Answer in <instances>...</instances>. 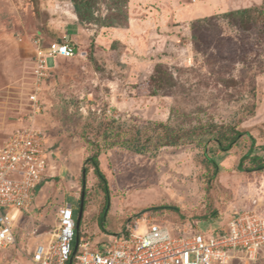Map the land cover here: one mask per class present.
Returning <instances> with one entry per match:
<instances>
[{
    "label": "rangeland",
    "instance_id": "rangeland-1",
    "mask_svg": "<svg viewBox=\"0 0 264 264\" xmlns=\"http://www.w3.org/2000/svg\"><path fill=\"white\" fill-rule=\"evenodd\" d=\"M260 3L128 0L126 25L99 27L80 26L69 0H0L5 56L0 66L11 76L20 118L34 39L77 42L85 52L47 59L51 73L40 91L45 109L35 122L46 132L53 167L41 183L44 201L37 205L34 200L31 214L20 222L16 244L0 251V264H35L27 246L39 241L37 233L48 236L63 203L77 214L82 192L87 212L78 232L98 249L106 246L100 243L102 232L117 231L125 220L146 211L170 227L189 219L201 231L225 227L242 208L264 214V169L249 170L248 160L241 162L249 149L264 158V22L242 29L221 15ZM114 40L123 45L111 49ZM111 118L123 136L130 127L163 122L177 132L189 130V137L142 153L99 139L104 192L86 161L97 150L87 141L95 139L86 125ZM230 127L242 135L231 149L221 151L213 136ZM164 205L177 210L160 207Z\"/></svg>",
    "mask_w": 264,
    "mask_h": 264
},
{
    "label": "built area",
    "instance_id": "built-area-1",
    "mask_svg": "<svg viewBox=\"0 0 264 264\" xmlns=\"http://www.w3.org/2000/svg\"><path fill=\"white\" fill-rule=\"evenodd\" d=\"M42 42L41 37L34 39L21 123L0 134V251L16 244L20 222L34 209V194L53 167L46 132L35 122L45 109L40 91L51 73L47 59L85 54L63 40ZM175 224L170 227L153 212H142L117 231L102 232L103 249L78 232L74 251L76 213L65 202L58 207L48 236L37 233L39 241L27 251L35 264H252L264 250V214L253 208L234 211L226 226L216 231L194 228L189 219Z\"/></svg>",
    "mask_w": 264,
    "mask_h": 264
},
{
    "label": "trees",
    "instance_id": "trees-1",
    "mask_svg": "<svg viewBox=\"0 0 264 264\" xmlns=\"http://www.w3.org/2000/svg\"><path fill=\"white\" fill-rule=\"evenodd\" d=\"M72 4L73 11L78 19V22L82 25L85 23H92L99 27H111V26H124L128 23L127 3L128 0H107L105 3L106 12L102 14L100 12L101 4L103 0H69ZM222 17L231 21L234 25L242 29H249L253 24L264 22V0H261L259 5H253L249 7H242L232 9L223 12ZM57 40H62L56 38ZM116 45H123L119 40H114L111 43L110 48L114 49ZM150 78H155L154 76ZM115 118H111L108 121L102 120L96 126L87 124L89 133L94 136V142L91 140L87 141L93 143L97 148L96 152L93 153L86 161H90L93 167L94 173L99 177L100 182L103 183V190L107 192L106 179L99 169L98 162V140L103 139L107 146H113L118 143L136 152L142 153L149 147L158 148L160 146L177 145L181 141H184L189 137V130H182L181 132L175 131L169 125L163 122H153L151 126H145L143 128L130 127L127 133L122 135V130L115 126ZM242 132L236 130L234 127L218 129L215 131L213 140L221 151H227L232 148L236 143ZM252 165L249 170H262L264 169V158L257 156L252 153V149H249L247 153L242 156L241 162L245 160ZM214 166V173L217 172L216 163L211 160ZM107 198V197H106ZM80 203V199H79ZM85 204V202H84ZM162 208H168L170 210H177L175 206L164 205ZM106 203L103 211L100 214V223L103 224L106 212ZM82 218L84 216L82 215Z\"/></svg>",
    "mask_w": 264,
    "mask_h": 264
},
{
    "label": "crops",
    "instance_id": "crops-1",
    "mask_svg": "<svg viewBox=\"0 0 264 264\" xmlns=\"http://www.w3.org/2000/svg\"><path fill=\"white\" fill-rule=\"evenodd\" d=\"M77 22H78V19H77ZM78 24L80 26H83L79 22ZM2 38H3V34L0 32V44L2 42L1 40ZM68 43L72 44L71 42H68ZM73 45L76 46L78 50H82L78 46L77 42L74 43ZM4 57L5 56L2 55V50L0 49V59H4ZM31 71H32V57H31L30 76H31ZM10 80H11V76L9 77L8 74L5 72V68L0 66V134L11 131L14 127L18 126L21 123L20 117L18 116L19 102L15 101L16 95H15V92L12 91V88H11L12 84ZM42 190H43V186H41V188L38 190L34 198L37 205L39 203H42L45 199V194L41 193ZM86 212H87L86 210L85 211L83 210L82 215L86 216ZM257 263L264 264V250H261L259 252L257 259L252 264H257Z\"/></svg>",
    "mask_w": 264,
    "mask_h": 264
},
{
    "label": "water",
    "instance_id": "water-1",
    "mask_svg": "<svg viewBox=\"0 0 264 264\" xmlns=\"http://www.w3.org/2000/svg\"><path fill=\"white\" fill-rule=\"evenodd\" d=\"M82 175H83V180H84V177H85V167L82 168ZM83 193L84 192H82V196L80 198V203H79V206H78V211H77V214H76V237H75L74 251L76 249V243H77V240H78V227H79V223H80V221L82 219V214H83V210H84ZM107 207H108V205H107Z\"/></svg>",
    "mask_w": 264,
    "mask_h": 264
},
{
    "label": "flooded vegetation",
    "instance_id": "flooded-vegetation-1",
    "mask_svg": "<svg viewBox=\"0 0 264 264\" xmlns=\"http://www.w3.org/2000/svg\"><path fill=\"white\" fill-rule=\"evenodd\" d=\"M83 196H84V195H83ZM80 198H81V197H80ZM80 198H79V199H80Z\"/></svg>",
    "mask_w": 264,
    "mask_h": 264
}]
</instances>
